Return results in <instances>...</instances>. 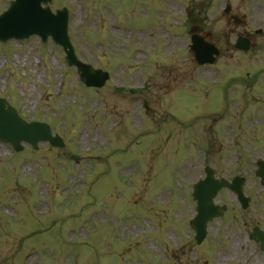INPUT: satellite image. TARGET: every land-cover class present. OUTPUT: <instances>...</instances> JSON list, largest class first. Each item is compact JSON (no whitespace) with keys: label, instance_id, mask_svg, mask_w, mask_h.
Returning a JSON list of instances; mask_svg holds the SVG:
<instances>
[{"label":"rangeland","instance_id":"rangeland-1","mask_svg":"<svg viewBox=\"0 0 264 264\" xmlns=\"http://www.w3.org/2000/svg\"><path fill=\"white\" fill-rule=\"evenodd\" d=\"M221 1L190 2L204 7L196 26L221 47L199 66L181 0H53L69 10L77 56L109 72L99 88L84 86L50 39L0 43V96L64 141L19 151L0 142V264H217L248 247L236 206L200 246L187 233L203 163L246 175L264 106V21L249 11L263 31L236 50L229 29L245 28L221 16ZM251 4L231 0L232 12Z\"/></svg>","mask_w":264,"mask_h":264},{"label":"water","instance_id":"water-1","mask_svg":"<svg viewBox=\"0 0 264 264\" xmlns=\"http://www.w3.org/2000/svg\"><path fill=\"white\" fill-rule=\"evenodd\" d=\"M48 0H14L9 8L0 14V39L6 40L10 37L24 38L32 33L40 34L45 40L51 35L55 41L62 44L69 64L77 66L81 79L87 85H101L107 77L106 72L94 70L88 64L81 63L74 55L73 48L66 35L67 17L64 11L52 14L49 7H42L41 2ZM192 49L198 62H211L216 49L202 41L193 39ZM245 48V44H238ZM48 128L31 122L22 121L15 110L8 106L4 100H0V139L9 141L17 146L18 141L27 140L35 142L37 139H49ZM53 141V140H52ZM54 143H57L53 141ZM222 183L225 184L224 181ZM212 180L211 173L204 180L194 185V197L197 199V215L192 220L196 230L197 239L204 235L205 222L214 215L221 214V208L213 205L211 197L220 186ZM233 187L230 184H227Z\"/></svg>","mask_w":264,"mask_h":264},{"label":"flooded vegetation","instance_id":"flooded-vegetation-1","mask_svg":"<svg viewBox=\"0 0 264 264\" xmlns=\"http://www.w3.org/2000/svg\"><path fill=\"white\" fill-rule=\"evenodd\" d=\"M253 151L254 154L258 152ZM261 160H264V148L257 158L253 156L252 168L246 172L249 177L242 176V188L246 193L248 204L245 208H239L237 212L247 215V220L242 224V232L245 234L244 238L252 245L251 254L245 255L242 264H264V183L260 177L262 174L260 168H264V165L260 166ZM234 262L240 264L234 255L228 253L219 260V264H235Z\"/></svg>","mask_w":264,"mask_h":264}]
</instances>
